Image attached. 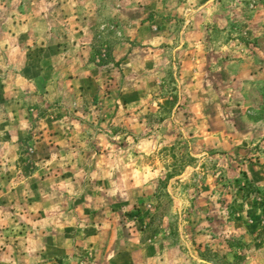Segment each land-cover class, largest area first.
Instances as JSON below:
<instances>
[{
    "label": "rangeland",
    "instance_id": "rangeland-1",
    "mask_svg": "<svg viewBox=\"0 0 264 264\" xmlns=\"http://www.w3.org/2000/svg\"><path fill=\"white\" fill-rule=\"evenodd\" d=\"M16 27L59 102L36 103L72 108L84 141L60 185L116 223L107 243L77 223L68 253L48 228L0 229L6 262L264 264V0H0Z\"/></svg>",
    "mask_w": 264,
    "mask_h": 264
},
{
    "label": "crops",
    "instance_id": "crops-1",
    "mask_svg": "<svg viewBox=\"0 0 264 264\" xmlns=\"http://www.w3.org/2000/svg\"><path fill=\"white\" fill-rule=\"evenodd\" d=\"M25 34L19 27L0 29V229L29 228L32 229L28 236L31 238L43 234L42 229L48 228L49 241L55 243L61 236L65 243L61 250L68 253L72 236L69 230L77 223L95 225L99 238L105 236L104 242L107 243L112 238L110 236L107 241L109 229L116 223L115 217L101 219L102 214L97 213V218H88L86 207L92 205L84 200L81 191L74 192L71 197L73 191L60 185L78 178L75 174L81 170L76 166L77 157H82L78 151L73 153L72 150L80 148L84 141H76V133L68 123L72 108L59 105L51 108V112H45L36 103L45 99L46 102L57 100L59 104L58 97L53 98L52 90L38 86L44 82L40 77L46 75L41 71L39 77L34 75L41 65L37 66L30 56H26L21 40ZM68 80L66 84L73 82ZM54 84H57L56 80ZM29 145L34 148L33 168L25 171L19 165L24 149ZM93 220L102 223L93 224ZM116 255L122 254L116 252ZM110 256L106 251L103 258L109 259ZM5 257L0 251V264H10ZM49 258L54 257L50 255Z\"/></svg>",
    "mask_w": 264,
    "mask_h": 264
},
{
    "label": "trees",
    "instance_id": "trees-1",
    "mask_svg": "<svg viewBox=\"0 0 264 264\" xmlns=\"http://www.w3.org/2000/svg\"><path fill=\"white\" fill-rule=\"evenodd\" d=\"M191 159H192V158H190V160H191ZM186 160H187V159H186ZM170 176H172V175H168V176L166 177V179H165V184H166V181H168L167 179H168ZM165 184H164V185H165ZM163 187H165V186H163ZM259 204H260L261 206L264 205V193H262V192H261L260 197H259ZM257 235H258V236L264 235V223H262L260 229L258 230Z\"/></svg>",
    "mask_w": 264,
    "mask_h": 264
}]
</instances>
